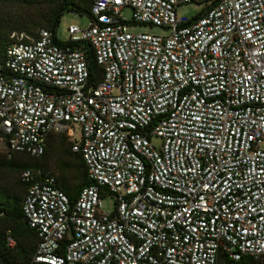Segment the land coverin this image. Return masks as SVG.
Instances as JSON below:
<instances>
[{
    "label": "built area",
    "instance_id": "2783aa9c",
    "mask_svg": "<svg viewBox=\"0 0 264 264\" xmlns=\"http://www.w3.org/2000/svg\"><path fill=\"white\" fill-rule=\"evenodd\" d=\"M192 1L205 14L178 19ZM125 7L167 34L129 32ZM88 21L12 34L0 66L2 154L64 135L92 182L71 204L50 172L20 174L32 264H264V0H92Z\"/></svg>",
    "mask_w": 264,
    "mask_h": 264
},
{
    "label": "trees",
    "instance_id": "16d2710c",
    "mask_svg": "<svg viewBox=\"0 0 264 264\" xmlns=\"http://www.w3.org/2000/svg\"><path fill=\"white\" fill-rule=\"evenodd\" d=\"M27 9L19 17H7L0 8V66L3 65L8 47L12 44L14 33L36 38L41 30H47L57 36L62 16L73 13L90 18L92 0H13ZM208 10V9H207ZM206 10L196 17L200 18ZM195 18V19H196ZM62 45L60 42H57ZM89 70L92 77L100 79V70L89 52ZM48 147L40 158L27 155H15L8 159L0 156V264H32L36 253L38 237L29 228L22 214V202L26 185L21 182L20 174L27 169H40L55 176L56 188L63 192L73 204L83 188L90 186L86 169L79 154L71 152V144L64 135H51ZM55 155L53 161L51 155ZM12 178L14 184H6L3 177ZM5 178V177H4ZM7 236L14 246L7 245ZM220 264H261L251 258L240 262H228L222 259Z\"/></svg>",
    "mask_w": 264,
    "mask_h": 264
},
{
    "label": "rangeland",
    "instance_id": "374dc122",
    "mask_svg": "<svg viewBox=\"0 0 264 264\" xmlns=\"http://www.w3.org/2000/svg\"><path fill=\"white\" fill-rule=\"evenodd\" d=\"M205 6H206L205 2L192 1L191 3L182 5L177 9L176 11L177 17L178 19H186L188 21L195 19L202 12ZM0 8L2 10V13L7 17H15V16L19 17L22 16L24 13H27L28 11L27 9L23 8L19 3H16L13 0H0ZM121 17L126 22L127 29L131 33L149 34L156 36H165L167 34L165 31L157 27H150L148 25H135L129 23L132 20V10L129 7H125L121 11ZM88 24L89 21L87 17L78 16L73 13H66L62 16L60 20V24L56 34L57 39L60 42H65L68 38L67 28L71 25H76L81 29H86L88 27ZM77 135H78V129H76V136ZM66 138L67 141L70 143L71 140L69 141V138L68 137ZM152 142L154 145L159 144V140L157 139H154ZM0 156H4L1 150H0ZM51 157L53 161L56 159L55 155H51ZM4 177L3 179L6 184L10 185L15 183V181L12 178L9 179L6 178V176ZM101 204H102V211L111 212L114 209V201L111 197L102 198Z\"/></svg>",
    "mask_w": 264,
    "mask_h": 264
}]
</instances>
